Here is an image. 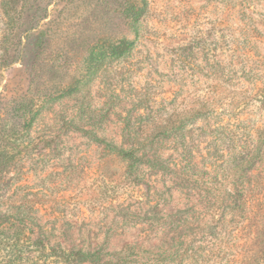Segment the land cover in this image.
<instances>
[{"label": "rangeland", "instance_id": "obj_1", "mask_svg": "<svg viewBox=\"0 0 264 264\" xmlns=\"http://www.w3.org/2000/svg\"><path fill=\"white\" fill-rule=\"evenodd\" d=\"M144 1L32 0L13 32L0 7V264L157 245L262 125L264 0Z\"/></svg>", "mask_w": 264, "mask_h": 264}, {"label": "trees", "instance_id": "obj_2", "mask_svg": "<svg viewBox=\"0 0 264 264\" xmlns=\"http://www.w3.org/2000/svg\"><path fill=\"white\" fill-rule=\"evenodd\" d=\"M31 2L0 0L10 32L20 21L18 8H31ZM144 11V0H131L124 17L135 25ZM251 138L222 151V175L183 177L197 188L186 194L183 208L165 213L157 245L118 252L48 245L46 264H264V120ZM112 147L132 166L142 159ZM37 246L45 250L46 245L39 240Z\"/></svg>", "mask_w": 264, "mask_h": 264}]
</instances>
